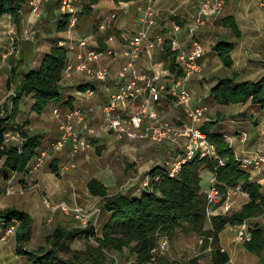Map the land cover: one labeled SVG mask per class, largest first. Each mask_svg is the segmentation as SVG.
Masks as SVG:
<instances>
[{"label":"crops","instance_id":"1","mask_svg":"<svg viewBox=\"0 0 264 264\" xmlns=\"http://www.w3.org/2000/svg\"><path fill=\"white\" fill-rule=\"evenodd\" d=\"M197 5L198 0H131L129 2L118 3H114L112 0H101L93 7L90 15L79 17L76 36L79 39H87L88 48L95 49L99 53L98 58L91 62L89 67L91 69L107 68L109 74L106 80L97 82L90 79L85 72H73L69 78L62 81L61 95L58 101L50 102L40 114H36L30 110L33 103L32 96H26L23 100H28L27 104L25 102L24 107H21L20 104L18 113L5 123L6 127L28 131L38 136L42 145L57 138L59 134L58 128L62 117H52L51 111L53 108H59L61 112H65L77 106L91 107V112L86 119V123L94 129H99L100 133L95 140H92L93 142L86 152L71 156L69 149L64 148L52 156V159L46 162L42 169L37 171V178L51 201L56 202L66 199L71 204L85 206H90L97 202L102 207L103 200L98 196H92L87 190L86 184L91 179H96L105 186L107 196L123 193L129 198H139L143 194V191L146 189L143 184L147 178L149 168L163 162L164 158L168 156L169 150L165 145L157 146V144L145 141H130L117 138L113 133L102 131L100 129L102 122L100 106L108 99L109 94L117 89L116 72L125 61V57L122 54L123 50L128 45L127 40L142 28L148 11H152V18L155 24L150 29L148 41L144 42L135 60V68L138 73L147 76L160 73L163 78L160 83H163L167 89L170 87L176 75V60L173 54L160 60L161 53H163L164 47L170 48L168 40L172 37V23H177L180 26L179 32L175 35L180 44L187 45V29L196 15ZM261 7H264V2H258V0H224L223 10L218 15L208 19L197 30L204 52L199 60L201 73L194 77L189 84L190 88H192L193 97L191 104L192 106H198L202 101L206 102L210 111L209 113H205L195 126L200 129L205 124L212 123L215 120V116L213 115L212 117L210 103L218 106L220 111L218 115H220L221 119L210 128V133L223 136L224 141L233 152V156H241L264 149V107L250 103L221 105L213 101L210 95V90L216 84L219 77H215L209 86L204 82V79L207 81L212 64H218L217 67H223L226 70L229 69L226 77L235 75L237 77L236 81H256L264 75V8ZM42 8L41 15L35 17L29 12L27 7H23V14L19 17L18 26L10 15L0 17V33L2 38H4V33L11 27H16L18 30L19 28H26L30 31L28 39H19L17 41L16 57L11 56L7 58L4 65L0 68V86L2 83L6 85L8 79L11 78V69L13 68L16 69V79L20 74L26 73L29 70H36L43 55L58 40L64 38L65 34L61 35L63 29L60 31L57 29L60 18L58 0H44ZM116 11L122 12V15L120 17L115 15ZM226 18H231L237 25L240 32L239 38L231 34L228 22L225 21ZM52 23H55V27L51 32L50 26ZM101 23H107V25L105 29L97 31V25ZM217 28L228 32L229 39L219 36L218 40L214 43L208 41V34H213ZM220 39H226L232 44L230 52L232 65L230 68L223 66L220 58L214 51V46ZM84 50L81 47L75 46L72 60L76 61L75 54ZM107 51H111V54H106ZM13 85V83H10L0 104L6 100L7 94L14 91ZM86 88H92L94 91L93 96L87 100L83 97V90ZM169 99L166 93H161L159 103L156 105L160 119L176 125L188 123L182 109L176 107L173 101L171 102ZM4 105L8 108L7 100ZM27 105L28 108L26 110ZM141 105L142 100L137 99L129 104V109L137 111L141 108ZM241 133L246 134L247 138L245 141L241 140ZM120 140L127 144L122 145L119 142ZM142 142L152 145L157 152H160L158 153L160 157L156 163L153 160L146 162L139 161L140 158H147L151 154L150 151L143 149ZM128 143L132 144V146H129ZM99 150L103 151V160L98 165L96 161L92 159L88 160V158L92 152ZM135 152L139 155L137 156ZM136 157L139 159H136ZM119 159L123 160V163L119 164ZM74 161L78 169L73 170L68 167L65 176L61 178L58 174L59 168L66 163H72L75 167ZM52 166L56 167V172H51ZM85 174L90 176L84 179ZM7 175L8 173L0 174V210L9 208V206L12 207V204L5 205L6 207L3 206L5 204L3 201L5 195L4 179ZM212 176L213 174L211 173L205 187ZM248 179L251 181L250 178ZM20 180L21 177L15 179V185L28 186V181L23 178L22 182L19 183ZM231 191L232 189L229 188L225 190L223 194L225 200L223 202H229ZM260 191L264 194V189L261 188ZM242 194L247 197L245 193ZM16 209L29 214L32 219L30 240L25 244L27 245L33 238L34 230L38 224L36 225V219L31 209H19L18 207ZM222 210V205L218 206L212 216H221L223 214ZM102 212L106 219L103 221L100 229L109 219V214L103 208ZM58 215H62V213ZM249 219L251 220L248 221ZM249 219H246V221L251 227L257 226L254 225L257 221H253L256 220L255 217ZM206 223L208 226H206ZM75 226L81 227V225ZM41 228L43 229V227ZM205 228H210L209 220L207 221L206 219ZM226 230L234 231V225H224L223 229L218 233V245L220 250L224 251L229 257V261L226 264H230V262L232 264V255L229 252V237L224 234ZM94 231L96 232L95 228ZM207 239L210 241V238ZM15 248L16 242L14 237H9L5 244H0V264H19L18 258H21V256L15 254ZM245 251L248 252L247 250ZM22 259L26 260L23 261V264H29L27 258L22 257ZM258 259L260 264H264V256L258 257ZM20 262L22 261L20 260Z\"/></svg>","mask_w":264,"mask_h":264},{"label":"trees","instance_id":"2","mask_svg":"<svg viewBox=\"0 0 264 264\" xmlns=\"http://www.w3.org/2000/svg\"><path fill=\"white\" fill-rule=\"evenodd\" d=\"M99 1L101 0H81L79 8L76 7L77 15H90ZM112 1L118 3L131 0ZM24 2L25 0H0V17L10 15L18 26L17 10ZM225 21L228 22L231 34L239 38L237 25L231 18H226ZM64 26L65 19L60 17L57 29L60 31ZM231 50L232 44L226 39H220L214 46V51L225 68H230L232 65ZM170 51V48L164 47L160 60L172 54ZM65 53L66 50L56 43L43 55L36 70L20 74L16 79V69H11V78L6 83L7 88L10 83L14 84V96L11 97V104L7 108L10 113L5 117L0 115V174L8 173L4 179L5 185L12 175L15 179L21 177L19 183L23 178L25 179L27 166L36 149L41 145L38 136L18 129L16 130L23 139L21 146L18 148L4 144L2 132L6 128L5 123L18 113L20 104L26 96H32L33 103L30 110L36 114H40L50 102L60 99ZM236 78L235 75L220 77L210 90L212 100L221 105L250 103L264 107V75L256 81H236ZM220 119V115L217 114L212 123L205 124L200 130L215 146L217 155L226 158L222 166L214 168L208 160L196 158L186 163L176 178H168L155 167L151 174L155 172L160 174L159 183H150V189H145L139 198H129L123 193L107 196L105 186L96 179L89 180L86 184L88 192L103 200L102 208L109 214V219L102 226L99 234L91 226L70 230L56 227L44 238L43 245L27 251L24 246L30 240L31 217L14 207L0 210V219L3 222L7 223L11 218L18 221L14 233L16 255L27 258L29 264H114L116 260L112 256L113 253H122L125 249L134 257L132 264H177L156 256L152 251L160 237L172 231H181L205 237L202 247H210L211 264H226L229 257L220 250L218 233L224 225H233L258 217L264 210V194L238 169L233 152L223 136L210 133V128ZM50 170L56 172L57 169L52 166ZM203 170L213 174L222 194L227 188L234 189L239 186L248 197V201L240 210L231 216L209 217L208 229L205 228L206 199L200 186ZM77 238L85 240L84 248L70 250L68 242ZM207 238H210V241ZM243 248L254 255H259L264 250V226L258 225L252 230L251 240L243 243ZM69 252H71L69 257L59 258V254ZM186 264H198L197 258H190Z\"/></svg>","mask_w":264,"mask_h":264},{"label":"built area","instance_id":"3","mask_svg":"<svg viewBox=\"0 0 264 264\" xmlns=\"http://www.w3.org/2000/svg\"><path fill=\"white\" fill-rule=\"evenodd\" d=\"M76 1L58 0L59 17L65 19L63 30L65 36L57 42L59 46L66 50L62 80L69 78L73 72H85L94 81H105L109 74L107 68L91 69L89 67V64L98 58L99 53L95 49L88 48L87 39H79L76 36L78 21ZM43 4L44 0H25L22 7L17 10V14L21 17L23 7H27L31 14L39 17L42 13ZM223 7L224 0H198L196 15L187 29V45H181L175 36L180 30L179 24H171L172 37L168 40V43L176 60L177 70L174 80L168 89L163 83H160L163 79L160 73L147 76L138 73L135 68V60L144 42L148 41L150 29L155 24L152 18V11L147 12L142 28L133 34L130 39H126L128 45L122 53L125 61L116 72L117 89L110 93L108 99L100 106L102 115L100 129L113 133L117 138L130 141H145L168 147V157L158 165L149 168L147 178L143 184L146 189H150V183L157 184L161 179L160 174L156 172L151 174L152 169L155 167L168 178H176L182 167L196 158L198 160H208L213 164L214 168L222 166L225 162V157L217 155L215 146L208 141L207 135L195 126L203 115L207 113L209 107L204 105L192 106V90L189 86L192 79L201 72L199 60L204 52L197 36V30L208 19L218 15L223 10ZM106 25L107 23H101L98 25V29L103 30ZM29 37L30 32L26 28L18 33L16 27H11L4 33V38H2L0 33V68L4 65L7 58L16 56L17 41L19 39L26 40ZM75 46L85 49L75 54L76 61L72 60ZM106 54H111V51H107ZM161 93H166L175 106L182 109L188 123L176 125L160 119L156 105L159 103ZM93 94L92 88L83 90V97L86 100L92 97ZM13 96L14 91H11L8 95L7 107L10 106L11 97ZM137 99L142 100L141 108L137 111L129 109V104ZM90 112L91 107L89 106H77L65 112H61L59 108L52 109V117H62L58 128L59 134L57 138L49 143L40 145L36 149L33 158L27 166L26 181L42 166L50 153L59 152L64 148L69 149L71 156L86 152L91 146L92 140H95L100 133L99 129H94L86 123ZM2 137L6 145H14L19 148L23 143L19 131L9 127L3 130ZM240 138L245 141L247 136L245 133H241ZM173 151L177 152L175 157L170 155ZM234 160L239 170L251 174V177H249L251 182L255 183L260 189H264V149L241 156L236 155ZM68 167H73L72 163L62 165L58 170V174L63 175ZM14 181V175L6 181L7 183L4 186L5 195L13 194ZM233 190L238 191L241 189L237 186ZM202 193L206 199L205 215L207 221L219 204L222 205L223 212L228 211L230 203L227 201L220 203L223 199V194L213 176L209 180L208 185L202 190ZM42 203L51 216L60 212L80 219L82 222L86 220L87 215L89 216L82 208L69 205L64 201L50 203L46 197H42ZM98 212V209H93V213L96 215H98ZM255 218L259 226H264V210ZM17 225L18 221L14 218H11L7 223L0 219V235L15 233ZM233 225L234 240L242 244L251 240V232L258 226L251 227L246 220ZM167 245V239L162 236L158 239L152 252L158 256L166 250ZM152 261L154 262L153 259ZM114 264H118V262L115 261Z\"/></svg>","mask_w":264,"mask_h":264},{"label":"rangeland","instance_id":"4","mask_svg":"<svg viewBox=\"0 0 264 264\" xmlns=\"http://www.w3.org/2000/svg\"><path fill=\"white\" fill-rule=\"evenodd\" d=\"M80 1L81 0H79L78 2L76 1L77 4L75 3V6H77V8H79V6H80ZM258 2H264V0H260V1L258 0ZM261 8H264V7H261ZM115 15H118L120 17L122 15V12L116 11ZM77 16L79 19L80 15L78 14ZM98 25H97V31H99ZM54 27H55V23H52L50 26L51 32L54 30ZM21 30H22V28L21 29L19 28V30L17 29L18 33ZM63 30H64V28H63ZM63 34L64 33L62 32L61 35H63ZM197 36H198V34H197ZM219 36H222L223 38L229 39L228 32L217 28L213 32V34H208V41L214 43L218 40ZM198 39H199V36H198ZM217 65L216 64L211 65V69H210L211 72L207 76V81H205V79H204V82L207 83L208 86L212 83V81H214L215 77H219V78L220 77H226V75L229 73V69L226 70L223 67H221V68L217 67ZM7 89L8 88H6V85H4V83H2L0 86V101L5 96ZM191 90H192V88H191ZM8 95L9 94H7L6 100L8 99ZM6 100L2 104H0V115L2 117H5L6 115H9V113H10L4 105ZM169 100L172 102L171 98ZM27 101L28 100H25V101L23 100L21 102V107H24V103L26 102L25 104H27ZM204 101H206V100H204ZM199 105L208 106L206 104V102H203V101ZM210 105L212 107V111H211L212 117H213V115L216 116L217 114H220L218 106H216L215 104H212V103H210ZM231 105H233V104H231ZM225 106H228V105H225ZM27 108H28V105L26 107V110H27ZM209 111L210 110L208 109L207 113H209ZM49 142L50 141H48L46 143H49ZM119 142H121L122 145L127 144L121 140ZM46 143H44V144H46ZM128 144H129V146H132V144H130V143H128ZM141 144L143 145V149L145 151H150L151 154L147 158L146 157L140 158L139 161L146 162L149 160H153L154 163H156V161H158V159L160 157V156H158V153H160V152H157L152 145H149V144L144 143V142H142ZM166 148L168 149L167 146H166ZM154 150H155V152H154ZM57 153L58 152L50 153L49 157L44 160L42 166L40 168H38L36 170V172H34L31 175L30 179L27 182L28 186L15 185L13 194L4 195V200H3L5 203L3 205L4 207H6L9 204H12V207H14V208H16V207H18L19 209L29 208L32 210L33 215L35 216L36 225L37 224L38 225L36 226V228L34 230V236L31 239L30 243L24 246V249H26L27 251H32L36 247H38L39 245H43L44 244V238L46 237V235H48V233L50 234L52 232V230H54L56 227H60V228L66 229V230H70V229H74V228H84L86 226H91V227H93V229L95 228L96 233L99 234L100 230H101L100 226L102 225L103 221L106 219L104 217V213L102 212V207H101L100 203L96 202L95 204H92L90 206L78 205V204L76 205V204H71L66 199L65 200H59L56 202L51 201V199L47 196V193H45V191L43 190V188H42V186H41V184L37 178V171L42 169L44 167V165L46 164V162L50 161V159H52V156H54ZM102 154H103L102 150L94 151L91 153L88 160L92 159L93 161H96V163L99 165L101 163V161L103 160ZM135 154L137 156L139 155L136 152H135ZM176 154H177L176 151L170 153V155L173 157H175ZM127 156H125V157L127 158ZM136 159H139V158L136 157ZM121 162L123 163V160L119 159V164H121ZM74 163L76 165L75 161H74ZM96 163H95V167L97 166ZM152 167H154V166H152ZM70 168H72L73 170H76V169H78V166L76 165L75 167L74 166L69 167V169ZM46 171H47V169H46ZM65 172L63 173V175H60L61 178L65 176ZM242 173L245 174L248 178L251 177V174L248 172H242ZM210 175H211V172L208 170L201 171V180H200L201 188L204 189L205 185L207 184L208 179L210 178ZM89 176L90 175L85 174L84 179H87ZM0 187H1V185H0ZM242 193H244V192H242L241 190H238V191L233 190L230 192V196H229L230 199L228 202V203H230L229 204L230 207H229L228 211L222 212L223 214H221V216L229 217L233 213L240 210L241 206L248 199ZM42 197H46L50 203H57L60 201H64L70 205L78 206V207L82 208L84 211H86L87 214H89V216L87 215L86 220L84 222H82L80 219L74 218L71 215H66V216H65V214L58 215V214H60V212H57L51 216L49 211L47 210V208L42 203ZM224 200H225V198L223 197V199L220 203H222ZM220 205L221 204H219L218 206H220ZM93 209L99 210L98 215L93 213ZM98 216H100V217H98ZM250 220L251 219H249L248 221H250ZM253 221L255 222L256 220H253ZM254 222H252V223H254ZM75 225H78V226L81 225V227H76ZM229 225H231V224H229ZM256 225H259V224L256 222ZM206 226H208L207 223H206ZM41 227H43V229ZM224 234L229 237V252H230V255H232V264H260L258 257L264 256V252H262L259 255H254V254H251L249 252H246L243 249V244L236 242L234 240V237H235L234 231L226 230ZM9 237H14V233L12 232L9 234L6 233L3 235H0V244H5ZM164 237L167 239L168 245L166 247V250L162 254L158 255L160 258L167 260L168 262H175L177 264H186L190 258L196 257L197 260L199 259L197 262L198 264H210V262H209L210 247L208 246L207 249L202 247L203 240L205 237H202L201 235H195V234L190 233V232H181V231H172L170 234H168ZM1 238H4V239H1ZM91 243L93 244L92 241H91ZM84 244H85V240L83 238H77L74 241L68 242V247L70 250H82L84 248ZM70 253L71 252L59 254V258L64 259L66 257H69ZM15 254H16V252H15ZM112 256L115 257L118 264H132L134 261L133 255L129 254V252H127L125 249L123 250L122 253L114 252ZM18 259H19V261H18L19 264H23V261H26L25 259H22V256H21V258H18ZM20 260L22 262H20ZM230 264H231V262H230Z\"/></svg>","mask_w":264,"mask_h":264}]
</instances>
